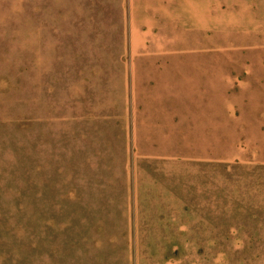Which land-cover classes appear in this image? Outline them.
<instances>
[{"label": "rangeland", "instance_id": "rangeland-1", "mask_svg": "<svg viewBox=\"0 0 264 264\" xmlns=\"http://www.w3.org/2000/svg\"><path fill=\"white\" fill-rule=\"evenodd\" d=\"M0 264H264V0H0Z\"/></svg>", "mask_w": 264, "mask_h": 264}]
</instances>
